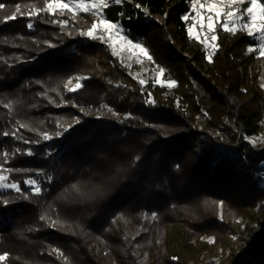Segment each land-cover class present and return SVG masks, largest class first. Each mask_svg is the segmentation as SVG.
I'll return each mask as SVG.
<instances>
[{
    "label": "trees",
    "instance_id": "16d2710c",
    "mask_svg": "<svg viewBox=\"0 0 264 264\" xmlns=\"http://www.w3.org/2000/svg\"><path fill=\"white\" fill-rule=\"evenodd\" d=\"M0 4V166L22 189L0 190V264H213L210 252L214 264H264V139H246L264 136L255 38L216 24L210 61L188 32L190 0L107 4L176 81L141 84L104 42L77 35L91 12L30 19L43 0ZM74 73L82 87L66 91Z\"/></svg>",
    "mask_w": 264,
    "mask_h": 264
},
{
    "label": "snow or ice",
    "instance_id": "6c2138e0",
    "mask_svg": "<svg viewBox=\"0 0 264 264\" xmlns=\"http://www.w3.org/2000/svg\"><path fill=\"white\" fill-rule=\"evenodd\" d=\"M117 4L121 3V0H115ZM44 7H35L33 5L32 11L28 13V17L31 19L32 17L38 16L40 13H48L50 15L59 14L63 16L65 14V10L68 12L73 11V7L69 2H65V0H43ZM225 0H206V3H201L199 8L201 11L207 12L208 15L206 17L207 24L206 29L209 33H211L210 39L211 41H216L217 36L215 35V28L214 22L219 24L225 32L234 33L237 31L236 25L239 24V30L246 32V34L250 37H254L258 39V48L260 56H264V3H261L260 0H228L227 7H224ZM107 7L106 0H93L91 4L85 3V0H76L75 8L81 9L84 12H89L96 10L97 14H99V8ZM139 7V5H137ZM193 7H196V4H193ZM5 5L0 4V9H4ZM17 13H21V7L19 4L16 5L15 11L12 15L6 16L5 21H10L13 19L18 18ZM145 13L147 14V9H145ZM223 17V19H221ZM185 20H188L189 17L185 16ZM54 23H60L61 25H66L68 23L67 20H60V21H53ZM31 28L33 25L29 23L27 25ZM204 27V26H202ZM119 31V26L117 24L108 21L107 19L101 18L98 22H94L92 26L88 29L87 32H81L82 35L93 39H100L103 40L104 36L101 35V31L108 33V39H112L111 33L113 31ZM189 34H192V29H189ZM198 38V37H197ZM120 40L126 42L132 49H138L140 53L146 56L149 60L152 57L148 54V50L144 48L142 44L133 43L131 40L128 39L127 36L121 35ZM204 43V41H201ZM213 47H217L218 45L213 44ZM249 53L256 51L255 48L249 47L247 49ZM211 53L208 55V59L211 61ZM159 73L162 74L164 72L163 68L158 69ZM159 83V80L156 81ZM141 84L145 83V81L141 80ZM72 84V80L69 79L64 87L69 91H76L82 87L79 78H77V83L74 87L69 88V85ZM176 84V81L171 80L168 82V86L172 87ZM264 87V85H262ZM10 107V105H9ZM78 122V121H77ZM20 127H27V125H20ZM71 127V125L69 126ZM67 131V129H65ZM4 135H9V133H4ZM11 135L15 136L16 133L13 132ZM60 135V133H57ZM43 138L45 140L51 139L47 133H43ZM25 143H30V141H24ZM255 143V141H253ZM20 150L17 149L16 152L18 153ZM28 155H31V151L27 152ZM5 162H7V155L8 153L5 152ZM3 166H0V189L5 190H13L16 193H21L22 189L20 187L19 182H6L9 180L8 176L3 175ZM7 171L11 172L12 169H7ZM19 171V170H17ZM51 179V178H49ZM25 184L29 186V190L38 195L41 192V188L38 185V182L35 179H27L24 181ZM73 189H77V185H71ZM78 190V189H77ZM3 203L7 205L9 203L8 200H4ZM153 218H155L156 214L152 213ZM41 219H45V217H41ZM59 251L58 249L56 250ZM8 253L0 254V262H3L8 257ZM175 259V258H174Z\"/></svg>",
    "mask_w": 264,
    "mask_h": 264
},
{
    "label": "rangeland",
    "instance_id": "374dc122",
    "mask_svg": "<svg viewBox=\"0 0 264 264\" xmlns=\"http://www.w3.org/2000/svg\"><path fill=\"white\" fill-rule=\"evenodd\" d=\"M65 2H69L72 5L73 12L82 11L81 9L75 8L76 0H65ZM92 2H93V0H85V3H87V4H91ZM96 2L98 3V0H96ZM121 2H122V0H121ZM227 2H228V0H225L224 7H227ZM260 2L264 3V0H260ZM106 3L111 4V3H116V2H115V0H106ZM194 3L196 4V7H193ZM201 3H206V0H190L191 12L189 14V19H190L191 23L188 27V32H189V29L191 28L192 34L190 36L195 38L202 45V47L206 50L207 55H209V53H211L212 50L214 49V47L212 45L215 44V41H211V39H210L211 33H209L206 29V24H207L206 17L208 15V13L200 10L199 5ZM103 9H104L103 6H101L99 8V14H97L96 10L89 11L92 13L94 20L87 27H83L81 29H78V31H77L78 36L84 37L85 35H82L81 32H87L88 29L92 26V24L94 22H98L101 18L107 19L104 16ZM156 18L158 20L162 21L161 17H156ZM221 19H223V17H221ZM108 21H110V20H108ZM111 22L114 24H117L119 26V31L114 30L111 33V35H112L111 40L108 39V35H109L108 33L101 31L100 34L104 36V39L103 40L98 39V40L100 42H104L107 45V47L112 51V53L114 55L121 58L125 62L127 67L129 68V70L131 71L133 76H135L139 81H141V80L146 81L147 78L152 77L155 80V82L157 80H159V83L168 84L169 81L163 80L161 74L159 73V71H158L159 68L156 65H154L151 62V60H149L146 56H144L142 53H140V51L138 49H132L126 42L121 41L120 36L121 35L127 36L128 39L131 40L133 43H139V44H142V43L132 39L126 33V30L122 27V25L119 22H117V21H115V22L111 21ZM215 25H216V23L214 22V26ZM202 26H204V27H202ZM239 27H240L239 24H237L236 28H239ZM256 40H257V42L255 45V48H256L257 52L259 53L258 39H256ZM201 41H204V43H202ZM84 77H85V75H83L82 73H74L65 80L64 85L67 83V81L69 79H71L72 84L69 85V88L74 87L75 84L77 83V78H79L80 83L83 84ZM260 83H261V85H264V69L261 71V74H260ZM66 91H69V90L66 89ZM77 121L80 122L79 117L74 116L73 118H71L69 120V122L67 124H65L62 127V131H66L65 129L68 130L73 125L78 123ZM70 125H71V127H69ZM61 133H63V132H61ZM246 139H248L252 144L258 145V144H261L263 142L264 136L263 135H261V136L251 135V136L246 137ZM253 141H255V143H253ZM3 175H5V174H3ZM5 176H7V175H5ZM6 182L15 183L14 181H12L10 179ZM0 190H4V189H0ZM207 257H208V260H211L213 262V264L216 263L218 260L217 258H215L214 254H212L211 252L207 254Z\"/></svg>",
    "mask_w": 264,
    "mask_h": 264
}]
</instances>
